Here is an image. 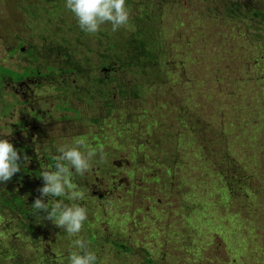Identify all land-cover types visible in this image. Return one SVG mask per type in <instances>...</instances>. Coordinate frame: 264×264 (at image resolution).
<instances>
[{"label":"trees","instance_id":"obj_1","mask_svg":"<svg viewBox=\"0 0 264 264\" xmlns=\"http://www.w3.org/2000/svg\"><path fill=\"white\" fill-rule=\"evenodd\" d=\"M35 1L36 4H33L32 1L30 4V0H13L11 7L9 6V10L11 11L12 9L16 14L15 21L18 20L20 12L23 16L26 15L22 23L27 24V22H30L31 24L28 26L30 30L25 29V26L22 25L24 31H33L34 33L29 36L38 43V46L29 43L31 49L28 50L29 48H27L28 51L26 50L22 55L32 57L35 49H39L40 45H43L42 39L46 40V35L53 37V32H49V30L54 20L64 21L67 30L71 33L70 38L73 37L74 40L81 41L82 38L85 39L90 37L97 42L99 41V34H103L105 38H107L105 42H107L108 45V47L106 46L108 48H106L108 52V62H99L89 73L83 70H86L85 64L90 62V60H86V53L82 54L79 50L72 51L75 53V56L78 57L70 58L69 64L62 59L63 61L58 62L59 65L52 63L45 67L50 69L49 71L54 75H60L61 78L64 77V79L61 80L65 81L61 82V85L67 88L64 92L70 93L72 96L73 92L78 94L76 98L78 103L83 107V112L87 115H94L90 119L99 121L106 116V119H103V121H105L108 119L107 116L111 113L115 114V119L112 118L111 122H115V120L118 121L124 117L123 113L139 110L141 111V114L137 117L139 122H141L140 118H145L151 120L155 125L157 122L153 119L159 115L157 112H159V108L163 107L164 104L161 102L162 99H157L155 96V89H157L158 86L153 83L148 85L149 83L145 82V77L148 79L150 78V75L147 74L156 72L167 64V66L176 67L179 71L183 70V76H179L180 79L176 77V79H170V83L174 82L178 85L181 82H185L186 86L195 84L202 86V83H205L204 79L202 77H191L187 69L193 67L191 65L198 62L197 58H199V56H203V58L213 56V62L211 64L216 66V69L214 68L211 70L212 73H214L213 79L218 83L224 80L228 82L227 86H229V88L225 89V94L230 95V98H232L234 102L237 97L232 96V91L238 92L239 88L247 89L248 85H256L252 88L249 87L245 94L247 98L245 97L246 99H241L236 102L235 106L228 110V112L236 119L241 130L244 127H248V129L243 130V134L244 137H248V142L251 141L256 144L255 146H251V148H254L255 151L263 150V145L261 143L264 142V139L260 142L256 132L264 127V111L262 114H259L261 113L259 110L261 107V99L264 100V77L261 76L264 71V11L260 10V8H264V0H234L231 2V5L222 7V9L219 8L220 0H201V2L205 4L202 5L199 10H195L193 14L195 18L192 21L197 19V28L193 32L190 31L191 34H193L190 36L184 31L185 28L192 23V21H190L191 17H189L191 15L190 12H188L187 17H182L181 15L177 17V13L172 10L173 7L179 11L183 3H187L189 0H126V8L129 13H132V17H129L126 24L127 27L132 29L130 32L132 38H128H130L131 41L134 39V43L132 44L133 51L138 50L146 55L144 60L141 59L138 61L132 59L128 53H123L119 46L113 42L114 39L110 38L112 33H114L110 23L101 25L97 33H86L79 27L74 14L66 8V0ZM182 9H184L183 12L189 11L187 7ZM147 22H152L153 25L145 29L144 25ZM213 25L215 28L212 27ZM179 29H182L187 35V38L179 37ZM11 33V30H5L0 27V40L2 45L7 48V54L11 53V49L13 50L12 53H17L18 49L24 45V40L22 41L21 37L17 38L16 42H13ZM216 37L219 41L215 43ZM171 39H174V42L167 43V40L171 41ZM186 39V51L178 49V45H182ZM104 43L102 45H105ZM164 43H166L165 49L168 51L169 57L173 62L165 63L169 59L164 57V62H157L158 66L148 64L147 62L154 61L156 56L160 55L156 50L159 46L163 47ZM230 46L235 47L230 48ZM170 47L175 48V50L172 51ZM191 49L197 52L195 56L190 52ZM223 52L228 54L229 60L223 58V54H221ZM233 61H237L238 69L241 70L242 68V74L231 78L225 73L228 72L230 64ZM218 62L220 63L217 65ZM37 66L42 67V65H28L26 67L33 68ZM12 68L16 67L12 65H0V73L17 76V73H15ZM243 70L247 71V76L244 75ZM128 74L133 75L135 86L133 85V79H127V77L124 79ZM20 77L23 78L22 75H20ZM48 88L49 87H46V89ZM61 90L63 91V89ZM190 92H192V89H190ZM205 92L207 91H204V94ZM188 94L189 99H191L192 93ZM189 99L186 100L189 101ZM65 104L66 106L62 109H70L69 98L68 102ZM189 110L192 111L191 109ZM261 110L264 109L261 108ZM261 116L262 118L257 123L255 119L257 120V117ZM182 119L179 124L178 132L173 133L174 145L170 147H167V145L164 146L167 150H170L171 153L165 154L162 158L160 156L157 157V154H148L146 158L142 154L140 157L129 154L131 160H129V156H126L124 159L125 162L119 166V171L126 172V176L122 178L123 181L121 184V188L126 190L123 191V193L128 192L132 194V187L136 186L134 183L145 179L157 183L158 185L160 182H163L164 187L168 184V189L171 190L176 187L178 188L174 191V194L180 197V199L176 203V208L172 213L166 210L165 205H162V208H160L161 204L158 202L154 203L153 201L152 205L148 207L149 210L144 211L143 218L149 221L151 219V222L154 224L147 231L144 237L145 242L131 237V234L134 233V229L132 230V225L129 226L131 217L126 211V208L124 210L118 209L114 212L116 219L108 218L107 226L104 225L107 220L103 219L104 212L98 213L96 210H92L93 206L91 203H84L86 212H90L91 214L96 213L97 216L93 214L89 216L91 218L88 221H84L83 229L85 230V226L91 221L96 222V230L107 235V242L117 248L116 253L122 258V261L124 258H127L125 256H133L135 254L139 259H142L143 264H153V260L150 256L158 253L159 248H161L162 252V246L166 243L168 244L170 240L176 241L172 238L173 236L176 237V235L181 236L179 241L175 242V244H177V250L181 249V247H185L186 250H192L193 248L189 246H192L194 241L197 240L195 235L198 228L195 227L193 229L195 235L191 234L189 236V230L185 229L183 223L180 222V220H175L174 215L178 212L181 213L183 211L181 215L184 222H187V225H189L188 215L195 213L203 219L202 224L206 229L209 228L210 233L215 232V234H218L220 227L224 225L223 219L227 209L230 208L228 212L230 216L236 214L231 210V199L229 197L232 196L233 199L236 200L237 194L233 193L234 190L231 193L233 189L232 183L222 175V170L220 169L221 167L224 168L232 164L235 158L239 159V157L236 156L243 152H236V150L240 148L237 143L238 137L232 133L231 138L233 139H229L223 135H219L221 137L216 139L217 135L221 132V127H219L220 131L217 132L218 134L214 136H205L201 133L202 129L197 133V130L191 128L188 122H193L187 120L185 116H183ZM222 119L224 120V118ZM250 120H252L251 128L249 124ZM138 129L139 133L137 138L133 137V135H129V131L126 130L117 132L118 145L114 150L119 152V149L123 147L126 140L132 145H135L134 151L136 153L147 149V144H141L140 142L141 133L144 137L147 136L144 140L151 146H158L160 143L167 144L164 140V135H158L157 131H155L156 134L153 133L152 128L149 129L147 133L142 131V126H139ZM224 129L225 131L227 130L226 128ZM100 134L96 136L94 132H91L83 134L79 139L86 141L88 136L94 138L88 144L85 151L94 149L96 155L92 157L93 161L97 162L98 165H104L106 162L110 161L109 158H111V153L109 148L106 149V142L100 141ZM151 136L154 138L153 141ZM12 140V144L17 142L15 137H13ZM75 140L76 139L67 146L61 145L59 143L61 140L45 141V152H43V154L46 155V159L50 162V167L54 169L53 171H56L54 168L56 162L54 157L59 155L58 149L61 147H78ZM118 140H121L120 144ZM218 140H220L222 146L218 143ZM63 141L65 140L63 139ZM85 151L84 153L86 154ZM249 152L252 153L253 158L255 157L254 155H257L253 150ZM150 156L151 158L149 159ZM114 166H117V163ZM249 168L250 167L247 166L248 170ZM210 177H214L215 180L208 179ZM220 181L222 183L221 187ZM215 182L216 187L214 186ZM13 183L14 181L10 180L0 184V264H59L55 263L57 258H55V254L65 251L71 254L74 251L70 250L72 247H62L60 240L65 241L69 238L71 240L72 236H69L65 231L62 233L57 231L49 234L46 238L44 232L51 228L52 222L44 219L45 213L35 210L32 205L37 198H42L44 203L48 204L49 209L59 200L64 204L73 206L79 205L82 199L72 200L69 198V195L60 197L49 195L47 197H42V193L39 189L44 188L46 183L37 187H35V184H28L27 190L20 188L18 190L12 189ZM205 183L211 185V190L206 189ZM233 186L236 187L235 183H233ZM215 190L218 191L222 200H224L222 207L217 206V210L224 213L220 225L216 221L218 219L211 213V210L214 211L213 209L209 208L208 212L201 209L204 207V203L207 204V198L212 196V192L214 195L216 194L214 193ZM170 191H167V194L171 196V193H169ZM70 192L71 190L66 189V193ZM196 192L198 193L197 197ZM255 192H252V196L255 197L254 200L257 199V194ZM189 194L194 195L196 199L195 206L187 204L186 202L188 201L184 200V197H188ZM263 209L264 206L261 207L260 212H264ZM121 210L122 212H119ZM236 215L233 216L234 222L240 225L241 222L238 221ZM157 216L159 218H166V221L158 224L159 219H157ZM126 222L127 226L122 229L120 226ZM178 222H180L181 227ZM133 223H135V221H133ZM140 223L141 222L138 221L135 224L137 226L140 225ZM114 229H121V235H119V232L116 234ZM181 230L183 231L182 233L180 232ZM184 231L188 233L186 234ZM173 232L175 234H173ZM237 232V229H226V234L229 235L227 241L229 251H231L233 255L239 253V255L246 256L252 249L251 247L248 249L245 243H241L242 240H239L236 236L238 234ZM86 233L90 238L89 240L93 242V234H90L87 229ZM156 236H159L160 241L158 243ZM199 238L201 237L199 236ZM236 239L238 241H236ZM217 245L213 246L214 249L219 246ZM156 249H158V251H156ZM75 250L81 251L77 247ZM70 254L61 255V257L67 258ZM247 257L248 256L245 258ZM179 259L180 258L177 256L175 262ZM237 261H239V259H237ZM95 264H97V261Z\"/></svg>","mask_w":264,"mask_h":264},{"label":"rangeland","instance_id":"obj_2","mask_svg":"<svg viewBox=\"0 0 264 264\" xmlns=\"http://www.w3.org/2000/svg\"><path fill=\"white\" fill-rule=\"evenodd\" d=\"M33 4H36L35 0H30ZM234 0H220L219 8L222 9V7H226L231 5V2ZM13 0H0V27L2 29H9L11 30V38L13 39V42H16V39L21 37L22 41L24 40V45H22V48L24 51L30 50L29 43L35 44L38 46V43L36 40L31 38L29 35H32L34 32H28L24 31L25 29H29L28 26H30V22H27V24L22 23L24 21L25 16L20 12L18 16V20L16 19L15 12L11 9V3ZM205 3H202L201 0H189L187 3L184 2L181 6L182 8H189V11L183 12L184 9L180 7L179 11L176 8L172 7V10L175 11L177 14V17H187L188 12H190L192 21L195 18V15L193 16L195 10H199L202 5ZM250 6L249 4H247ZM10 6V7H9ZM261 11H264V8H260ZM129 17H132V13H129ZM197 20V19H196ZM196 20L192 21L191 25L185 28V33L190 36L193 35L191 32L196 30L197 28V22ZM21 22V23H20ZM152 22H147L144 27L147 29L148 26H152ZM216 26V25H215ZM66 24L64 21L61 20H54L53 25L50 27L49 32H53V37L50 35H46V40L42 39V44L40 45L39 49H35L33 52L32 57H27L26 55H22L21 53H13L12 57L7 54V48H5L0 40V65L4 66H10L13 67H24L25 65H42L41 68H45L47 65H51L52 63L58 64V62L65 60L67 64H69L70 58H77L78 56H75V53L72 52L73 50H79L80 53H86V60H90V62H87L85 64V69L83 71L91 72L93 67L97 65L99 62L107 63L108 62V52L106 51V48L108 47L107 38L103 34H99L98 38L99 41H94L92 38L88 37L85 39H81V41L74 40L73 37L70 38L71 33L67 30ZM213 28L214 25L212 26ZM132 29L130 27H127V25H124L123 27L119 28L117 31L112 33V36L110 38H113V42L116 43L121 51L123 53H128L129 56L132 59L135 60H141L145 58V54H143L141 51L134 50L133 51V41L130 40L131 34L130 32ZM191 31V32H190ZM182 29H179V37L187 38V35L185 34ZM132 38V37H131ZM69 41V42H67ZM219 41L217 37L215 38V43ZM105 42V43H104ZM174 42V39H171V41L167 40V43ZM187 39L183 42L182 45H178V49L185 50ZM41 43V41H40ZM105 45H102V44ZM218 45V44H217ZM107 46V47H106ZM32 47V46H31ZM166 43H164V46L157 48L156 52H159L160 55L156 56V59L151 62H147L148 64H154L158 66L157 62H164V57H167L169 60L168 62H173L172 59L169 57L168 51L165 49ZM199 47V46H198ZM235 46H230V48H234ZM172 51L175 50V48L170 47ZM108 49V48H107ZM27 50V51H28ZM140 52V53H139ZM155 52V53H156ZM190 52L195 56L197 52H195L193 49L190 50ZM134 53V55H133ZM223 54V58L225 60H229L227 53H221ZM45 55V56H44ZM198 62L195 64H192L191 68H188L187 71L190 73V76L195 77H202L204 79V84L201 85H192V86H186L185 82H181L178 85H176L174 82L170 83V79H180L179 76H183L182 71H179L176 67L173 66H167L165 64L160 70H157L156 72H150L147 75H150V78L148 79L145 77V82L149 83L148 85H151V83L158 86L157 89H155V96L157 99H162L161 102L164 104L163 107H160L159 112H157L159 115L153 119L157 123L154 125L151 120L140 118V121H138L137 117L139 114H141V111H128L123 113L124 117L121 120H115V122H111V119L115 117V114H111L108 117L107 120L103 121V119H106V116L101 118L99 121H94L93 119H90L92 114L87 115L83 112V107L78 103L77 96L78 94L76 92H73V96L70 93L61 92L58 93L54 88H48L44 90L45 92V100L48 101L49 105L45 104L44 107H38L37 102L42 101L41 99H37L34 105V108L28 107L29 111L31 113H48L46 117L42 119L41 122H35L33 120V114H30L27 118V122L31 126H40V128H43L44 130L43 134L40 136L37 135V139L34 144V155L35 160L39 158L38 153H41L45 150V141L46 137L51 138H60L61 140L59 143L63 146H67L70 144L74 139L77 142V146L79 145L80 141H83L82 139H79L80 136L83 134H88L91 132H94V134L97 136L99 135V139L102 142H106V149L109 148L111 153V158H109V162L111 164L117 163V169H114V173L116 176L114 177L120 181L122 178H125L126 172L125 171H119V166L123 164L125 161V157L130 155L142 156L144 155L145 158L147 155L151 154H157V157H163L165 154L171 153L170 150H167L164 146L167 145V147L173 146V133L178 132L179 124L181 123V119L183 116L187 118V120H190L193 123H189L188 125L197 130V133L199 130H201V133L205 136H214L218 134L217 132L220 131L219 127H221V132L217 135L216 139L220 138L223 135L224 137H227L229 139L231 138L232 133L235 134L238 137V145L240 146L237 151H243L242 153H239L236 157H239V159H234L233 163L230 164L227 167H221L220 170H222V175L229 179L232 183V191L233 193L237 194V199L234 200L233 197H229L231 199L230 205L232 206L231 210L235 212L236 217H238V221H240V225L236 224L234 222L233 216H230L228 212L230 211V208L227 209L225 216H224V225L223 227H220V231L218 234H215V232L209 231V228L206 229V227L202 224L203 219L196 215L195 213L188 215V222L189 225H187V222H184V219L182 218L181 213L178 212L176 215H174L175 220H180V222L183 223L186 230H189L188 235L191 234L195 235L193 229L196 227L198 228V231L195 235L196 241H194V244L192 246H189L191 249H187L185 247H181V249L177 250V244L175 242L179 241L180 237L179 235H176V237H172L174 240H170V242L162 246V252L161 248H159V252L154 254L153 256H150L153 260V264H264V212H260L261 207L264 206V142L261 143L262 145V151H255L254 148H251V146H255L256 144L253 142H248V137H244L243 130L248 129V127L242 128V130L239 128L237 121L232 115L229 114L228 110H230L232 107L235 106V103L238 102L241 99H246L247 96H245L246 91L252 87H255L256 85L249 86L248 88L244 89H238L237 91H232L233 95L237 97L236 101L232 100L230 98L231 96L228 94H225V89L229 88L227 86V81H221L218 83L213 79L214 73H212V69H216L215 65H212L213 62V56L208 57H200L197 58ZM82 61V60H80ZM45 62V63H44ZM146 62V61H144ZM220 62L217 63V65ZM59 65V64H58ZM241 65V62H240ZM152 66V65H151ZM50 70V69H48ZM244 71V75L247 76V71ZM264 77V71L262 72ZM227 76L234 78L240 74H242V68L241 70L238 69L237 61H233L230 64V68L228 72L225 73ZM51 77H55L56 81L60 80L58 82V85L61 84V81L64 79L61 78V76L52 75ZM133 79V75L128 74L124 77V79ZM176 77V78H175ZM133 85L135 86V79H133ZM240 80V79H238ZM104 82V81H103ZM54 85H57V82H53ZM176 85V86H175ZM64 90H66V86L61 87ZM190 89H192V92H190ZM204 91L205 92L204 94ZM192 93L191 99H189V94ZM60 96V98L58 97ZM246 97V98H245ZM68 98L70 99V108L72 112L66 111L61 112L60 115V121L57 120L58 114L53 112V107L59 103L61 105L68 102ZM186 99H189L186 100ZM2 101L7 100V97L4 95L1 98ZM132 101V99H131ZM261 107L259 110L262 112L264 110V100L261 99ZM42 105V103H41ZM60 105V106H61ZM66 105V104H65ZM191 109L192 111H190ZM106 111V109H105ZM222 111V112H221ZM224 112V113H223ZM16 113V111H15ZM121 114V113H118ZM258 114V115H259ZM97 115V114H96ZM230 115V116H229ZM224 118V120L222 119ZM261 117H257V120L255 121L258 123L260 121ZM19 119V115L16 113L13 117L8 116H0V138H4L5 135L12 133V124L16 123ZM68 119L67 121H65ZM115 119V118H114ZM183 120V119H182ZM151 121V122H150ZM251 121L250 120V128H251ZM67 122V123H66ZM117 124V125H114ZM48 127H45L47 126ZM187 125V124H186ZM28 126V127H31ZM139 126H142V131L147 133L149 129L152 128L153 133L157 131L158 135H164V140L166 143H160L158 146H151L149 143H146L144 135L141 133V144H147V149H144L139 152L134 151V146L132 145L128 140L123 144V147L119 149V152H116L114 148L118 145L117 144V132L122 131H129V135H133V137L137 138L139 133ZM188 127V126H187ZM154 128V129H153ZM226 128L227 130L225 131ZM27 129V127H26ZM156 134V133H155ZM247 134V133H245ZM135 135V136H134ZM256 135L260 142L264 139V127L256 132ZM14 137V136H13ZM13 137L11 136L9 138V142L11 143L13 140ZM152 141L154 140L153 136ZM27 139H31L26 135V138L21 135L19 136V141L25 143ZM63 139L65 141H63ZM94 138L92 136H88L86 141H83L84 146H80L79 150H81L82 153L87 149L88 144L93 140ZM156 140V138H155ZM219 144L222 146V143L220 140H218ZM119 144L121 143V140H118ZM138 144V145H141ZM56 145V144H55ZM150 149V151H149ZM250 150H253L257 153V155H254L255 157H252V153L249 152ZM105 151V150H104ZM87 154V151H85ZM33 153H30L29 156H31ZM130 154V155H129ZM142 154V155H141ZM259 156V157H258ZM151 156L149 157V159ZM253 158V159H252ZM130 164V162H129ZM94 163L92 162V158L90 160V168L94 167ZM247 166H249V170L247 169ZM104 169L98 171V174H100ZM162 170V169H160ZM159 170V171H160ZM73 175H76L78 178L82 175L76 174L75 170L72 169ZM96 171V170H95ZM198 173V172H196ZM192 174V173H191ZM104 175V174H103ZM100 176V175H98ZM249 178H248V177ZM106 177L109 178V176L106 175ZM208 179H214V177H210ZM108 183H110L109 180H107ZM122 183V182H121ZM233 183H235V186H233ZM136 186L132 187L133 193L130 194L128 192L124 193V201L122 203V209L124 210L126 208V211L128 212L129 216L131 217V220L129 221V226L132 225V230L134 231L133 234H131V237L137 240H141L142 242H145L144 237L147 233V231L154 225L146 218L144 219V211L149 210L148 207L152 205V201L160 203V208H162V205H165V208L170 213L173 212V210L176 208L175 205L180 199V197L176 196L174 194V191H176L178 188L171 190L168 189V184L163 186V182L154 183L150 180H140L139 182L134 183ZM207 188V190H211V185L208 183L204 184ZM214 186L216 187V182L214 183ZM222 186V183L220 181V187ZM96 187V186H95ZM219 188V187H218ZM124 189V188H122ZM122 189L117 190L116 197L121 195V198L118 200L115 196H112L111 199L105 200L108 195H106L105 198H102L99 200V204L101 205L102 209L104 210V218L107 219L104 225L108 226V218L110 219H116L114 216V212L118 210V207L116 203H110L112 200L120 201L123 198V195L121 194ZM191 189V188H190ZM171 190V191H170ZM192 190V189H191ZM196 190V189H195ZM97 191L103 193L107 190H104L102 188L97 187ZM123 191H126L125 189ZM167 191H170L171 196L167 194ZM257 191V192H255ZM252 192H255L257 194V199L254 200L255 197L252 196ZM216 193L215 195L212 192V196L207 198V204L204 203V207L201 209L205 212H208L209 208L213 209L211 210V213L214 217H216L218 220L217 223L220 225L222 223V219L224 213H221L217 210V206L222 207L224 200H222V197L218 193V191H214ZM241 193V194H240ZM198 193L196 192V197ZM182 196V193H181ZM184 200L188 201L187 204H191L195 206V198L193 194H189L188 197H184ZM81 202V205H83V202ZM225 204V203H224ZM228 207V206H227ZM85 208V207H84ZM106 210V213H105ZM264 210V209H263ZM119 212H122L119 211ZM87 213V218L90 219L92 216H97L96 213ZM200 214V213H199ZM181 215V217H180ZM114 217V218H112ZM163 217V216H161ZM158 224L160 222L166 221V218H159L157 216ZM233 220V221H231ZM140 221V225H137L135 223ZM179 223V226L181 227ZM233 224V226H232ZM135 225V226H134ZM125 226H127V222L120 227L123 229ZM85 230L82 228L81 232L78 234V236H82L81 239L85 241L87 244V233L86 229L88 231H92L95 233H100V231L95 230L96 229V222L91 221L87 226H85ZM224 229V230H223ZM226 229H237V238L239 240H242L241 243H245L246 246H248V249H252L251 252H249L245 258V255H239V253H236L233 255L231 251H229L228 248V239L229 235L226 234ZM116 234L119 232V235H121L122 230L121 229H114ZM154 231V229H153ZM174 231V228H173ZM183 232L182 230L180 231ZM200 233V234H199ZM173 234H175L173 232ZM103 236V235H102ZM107 236V235H106ZM199 236L201 238H199ZM203 236V238H202ZM157 243L160 241L159 236H156ZM236 241H238L236 239ZM60 243H62V247H67L69 245H72L70 238L68 240H60ZM219 246H218V245ZM112 244L107 243L104 239L99 238L96 239L95 242H89V249L88 251L94 253L97 257L96 261L97 264H143L142 259H139L135 254L125 256L127 258H124L122 261L121 257L112 249ZM217 245L218 247L214 249L213 246ZM173 246V248H172ZM93 248V249H92ZM176 248V249H174ZM75 251V250H74ZM73 251V252H74ZM158 251V249H156ZM76 252V251H75ZM68 253L62 252L59 254H55L56 262L59 264H69V256L67 258H62L61 255H67ZM177 256L180 258L175 262L177 259ZM61 257V258H60ZM120 258V259H119ZM239 259V261H237Z\"/></svg>","mask_w":264,"mask_h":264},{"label":"flooded vegetation","instance_id":"obj_3","mask_svg":"<svg viewBox=\"0 0 264 264\" xmlns=\"http://www.w3.org/2000/svg\"><path fill=\"white\" fill-rule=\"evenodd\" d=\"M22 49L23 48L20 47L17 53L23 52L24 49L23 51ZM12 51L13 50L11 49V53H8L10 57H12L13 55ZM26 56L29 57L28 55ZM26 66L28 65H25L24 67L12 68V70L15 73H17L18 77L16 75H10V74L4 75L0 73V116H8L11 118L15 116L16 113L19 115L18 121L12 124V133L5 135L3 138V139L9 140L11 136L12 137L14 136L15 139L17 140V142H15L13 146L20 155V159L17 161V163L20 164L21 170L20 172L16 173L11 179L12 181H14L13 183L14 185L12 186L13 187L12 189H16V190H18L19 188L27 190L28 184L30 185L35 184V187L41 184H45L46 181L43 179V177H41L42 170H49V171L54 170L50 167V162L48 161V159H46V155L43 154L45 150L41 153H38L39 158L35 160V155H34V151L36 149L34 148V144L36 142L35 139H37V135L40 136L41 134H43L44 130L42 129H44V127L40 128V126H31L27 122V118L30 114H33V120L35 122H41L42 119L46 117L48 113H42V112L31 113L28 107L34 108V105L37 99L42 100L36 103L38 107H44L45 104L49 105L48 101L45 100L44 90H46V87L54 88L58 93L64 92V89L61 88L63 86L61 84L58 85V82L60 80L56 81L55 77H51V74L52 75L54 74L50 72L48 68H41L38 66L33 67V68H28ZM20 75H22L23 78H21ZM53 82H57V85H54ZM61 89H63V91ZM4 95L7 97V100L2 101L1 98ZM58 97L60 98V96ZM60 105L61 103L55 105L52 110L53 112L58 114V117H57L58 121H60L61 112H66V111L72 112L70 106H69L70 109L66 110V109H62L66 106L65 104L61 106ZM67 120L68 119H66L65 121ZM28 126H31V127H28ZM45 127H48V125ZM21 135L25 138L27 135L31 139H27V141L23 143L19 141V136L21 137ZM58 139L60 138L46 137V140H58ZM30 153H33V154L29 156ZM25 156L28 157V162L24 160ZM92 162L94 163L95 166L89 168V170L86 171L84 175H82L79 178L76 175H73L72 183L78 185V188L76 190L78 191L82 190L84 193V196L82 199L83 205L81 207H85L84 203L85 204L91 203L93 206L92 210H96L98 213H101V212H104V210L99 204V200H101L102 198H105L106 195H108V197L105 200L111 199L112 196L116 197V194H118L116 191L122 189L121 182L123 180H121V182L117 181L119 180V178L118 179L116 178L117 180L116 179L112 180L116 176V174L114 173V169H117V166H114L116 165V163L111 164L108 161L104 165H98L97 162L93 161V159H92ZM102 169L104 170L100 174H98V171ZM106 175L109 176V178L106 177ZM107 180H109L110 183H108ZM97 187L107 190L108 192L107 193L106 191H104L103 193L98 192ZM121 194L123 195V198L120 201L112 200L110 202V203H116L118 209H122V203L124 201V196H125V194L123 193V189H122ZM120 198H121V195L116 197V199L118 200ZM58 202H61V201L59 200ZM79 204L81 205V202ZM88 220L89 219L87 218L85 221H88ZM57 231H60L59 233H62L65 230L63 228L56 227L52 223L51 228L45 231L44 235L47 238L49 234H52ZM89 232L90 234H93L94 236L93 242H95V240L99 238H102L107 242L108 237L104 235L103 233L101 232L95 233L92 231H89ZM81 237L82 236L79 237L78 235L72 236L71 238L72 245L67 246V247H72L70 250H75L76 246L74 245V241L76 239H81ZM86 238H87L86 246L88 250L90 248L89 242H92V241L89 240L90 238L88 237V235L86 236ZM111 246H112V249L116 251L117 248L114 245H111ZM75 251L80 252L78 250H75ZM67 253L70 254L69 252Z\"/></svg>","mask_w":264,"mask_h":264},{"label":"clouds","instance_id":"obj_4","mask_svg":"<svg viewBox=\"0 0 264 264\" xmlns=\"http://www.w3.org/2000/svg\"><path fill=\"white\" fill-rule=\"evenodd\" d=\"M65 6L74 14L81 30L90 34L97 33L105 23H110L112 31L115 32L126 25L129 19L126 0H66ZM80 146H84L83 141L79 142L78 147L59 148V155L54 157L56 171L42 170L41 177L46 181V186L39 189L42 197L69 195L72 200L83 199V191L76 190L77 185L72 183V169L76 174L84 175L89 170L90 160L96 152L89 149L87 154L82 153ZM19 159L20 155L13 144L0 138V184L10 181L20 172V164L17 163ZM24 160L28 162V157L25 156ZM66 189L71 192L66 193ZM32 206L35 210L45 213L44 219L50 220L58 228H63L69 236L78 235L87 219L86 209L79 205L69 206L56 202L49 209L42 198H37ZM74 245L81 251H74L69 255V264H95L97 257L87 250L84 240L76 239Z\"/></svg>","mask_w":264,"mask_h":264},{"label":"water","instance_id":"obj_5","mask_svg":"<svg viewBox=\"0 0 264 264\" xmlns=\"http://www.w3.org/2000/svg\"><path fill=\"white\" fill-rule=\"evenodd\" d=\"M22 51H23V49H22Z\"/></svg>","mask_w":264,"mask_h":264}]
</instances>
